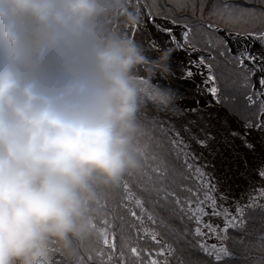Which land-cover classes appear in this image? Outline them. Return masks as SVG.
Instances as JSON below:
<instances>
[{
	"label": "clouds",
	"instance_id": "obj_1",
	"mask_svg": "<svg viewBox=\"0 0 264 264\" xmlns=\"http://www.w3.org/2000/svg\"><path fill=\"white\" fill-rule=\"evenodd\" d=\"M140 22L132 0H0V264H84L143 172L180 96Z\"/></svg>",
	"mask_w": 264,
	"mask_h": 264
},
{
	"label": "trees",
	"instance_id": "obj_2",
	"mask_svg": "<svg viewBox=\"0 0 264 264\" xmlns=\"http://www.w3.org/2000/svg\"><path fill=\"white\" fill-rule=\"evenodd\" d=\"M186 1H190L188 3L189 10L186 9ZM214 1L215 0L171 1L175 2L174 5L165 0H143L145 6L152 15L166 17L167 13H170L173 8L175 10L181 9L189 14L194 13V15L197 16L201 15V7L205 4V18L204 21H201L212 30L214 27L219 26L221 28L225 27V30L228 29L227 31L229 32L240 34L254 33L260 35L264 32V26L261 25V22H256L258 26H256V29L252 30L251 26L244 25L247 23V20L242 21L238 24L243 25V27L248 28V30L245 32H237L236 30L238 29L230 30L227 26L221 25V23H223L222 21H218L216 24L215 21H207V17L211 15V13H214L212 10ZM263 8L264 6L262 7L261 5L260 9L262 10ZM195 16L192 18L190 15H186L187 18H191V20L196 22L197 19ZM215 16L217 17L216 13ZM247 24L254 23L251 22ZM226 57L232 58V62L236 59L235 57H232V55H222L224 61L226 60ZM219 65L220 64L218 63V66ZM240 68L239 65L234 64L232 66L233 71H230L235 74L237 72L241 73V70H245L246 72L249 70ZM248 74H250V70ZM163 131L164 130L160 125L154 128L150 127L148 131L151 140H153V136H158V138L156 141V148L151 147L152 150L148 149L150 152L147 156L156 155L161 162V166L159 168L151 169L155 174L149 172V169H144L149 173L148 177L144 176V173L142 172L139 175L125 179L121 189L111 197L106 219L99 222L100 226L107 234L109 244L104 245L102 243L104 242L103 236L99 241V244L102 243L104 246L97 247V244L95 247L100 248L101 250H98L104 251L106 254L110 252L112 264H116V262L117 264H150L153 259H156L160 264L165 262L164 259H173L177 264H264L263 244L261 246L255 245V242H253L255 241V238H251L253 237L252 234L253 230H255V225L259 229L264 228V208H260L259 210H251L252 208H250L243 212L244 223L243 231H241V233H236L232 230L227 231L226 241L230 243L231 247H229V256L223 260L217 261L214 256L208 255L201 249L199 244L195 242L200 237L196 235V228L199 226L196 217L193 216V214L190 217L182 216L180 213L181 211L179 213H176L175 211V209L177 210V208L182 207V205H187L190 201L195 200V197L192 198V193L183 195L184 202L182 203V196L177 197V190H191V184L187 187L185 181L183 178L181 179L180 175L183 174L184 170H186L189 164L193 162L187 155H185V152L180 147L174 144L172 138ZM160 141L161 144H159ZM161 173L162 175L166 173L167 177H160L159 175ZM197 177L198 176L195 174L192 176L194 179ZM166 179L168 180L166 181ZM125 185H127L128 192L134 195L136 200L140 201L147 214L143 213L137 206L135 207L133 205L134 207H129V202L123 191ZM154 185L166 189L165 194L162 193V195L154 196L153 190L156 188ZM160 187L157 188L162 192ZM196 192L197 190L194 193ZM177 199L180 201L178 202ZM133 212H135L136 216H133ZM154 227L161 233H158V235L160 234L159 236L162 240H160V237L153 239V234L156 236V234L153 233ZM139 228H141L143 232L146 231L145 236H137ZM236 235H241V238L239 236L240 239L237 238L234 242L233 238H235ZM248 240L252 241L249 242ZM142 242L145 243V245L141 250L140 244ZM252 242L253 245L247 244H252ZM133 248L137 250L136 254H133ZM145 248H147V250ZM130 252L131 254L129 255ZM106 254L102 255L105 256ZM102 255L98 254L93 258V256L88 255L87 252L82 254L81 259L84 261V264H99ZM133 258H138L139 261L135 263Z\"/></svg>",
	"mask_w": 264,
	"mask_h": 264
},
{
	"label": "rangeland",
	"instance_id": "obj_3",
	"mask_svg": "<svg viewBox=\"0 0 264 264\" xmlns=\"http://www.w3.org/2000/svg\"><path fill=\"white\" fill-rule=\"evenodd\" d=\"M141 1L143 2V0ZM158 1H161V0H158ZM165 1L171 2L175 0H165ZM230 1L232 0H215L214 5L212 6V10L214 13H211V15L207 17V21H215V24L218 21H222L223 23H221V25L227 26L230 30L238 29L236 30L237 32L238 31L245 32L246 30H248V28H245L243 27V25L238 24L246 20H247L246 21L247 23H251V22L254 23V24H247V23L244 24L245 26H248V25L251 26L252 30L256 29V26H258L256 22H259V23L261 22V25L264 26L263 24L264 23V8L262 10L260 9L261 5L262 7L264 6V0H234L232 2ZM189 2L190 1H186V4H187L186 9L188 10H189L188 8ZM171 3L175 5V2H171ZM139 4L141 5L140 0H139V3H137V0H132V6L134 8H141L142 13H143V8ZM204 5L201 7V10H202L201 15H197V16H195L194 13L189 14L181 9L175 10L172 8L170 13H167L166 17L152 15L148 10L151 16L150 17L148 14V18L150 21H153L152 23L156 26H158L159 24L154 22V19L152 18V16L169 19L176 24L186 26L189 30L188 31L189 35L187 37V42H185L184 45H188L190 47H196L197 49H194V50L192 49V51L194 52L196 51V53L198 50L203 52L202 54L197 53L198 54L197 60L199 61L203 59L204 63L207 65V67L205 68L210 70L207 80L209 81L210 78L212 79L211 92L213 88L216 89V92L214 94L215 101L218 103V105H221L224 108L226 107L228 111L232 113V115H235L240 120H242L244 122L242 123L245 127H258L260 124H264V119L261 120L262 115H264V104H263L264 96L260 95L264 93V88H262L259 84V81H257V78H256L257 75L255 76L252 74L251 67L244 68V69H251L250 74H248L249 70H247L248 72H246L245 70H241V73L237 72L235 73L236 75L230 71L232 70V66L234 64L239 65V62L237 59H235V61L232 62V58H229V57H226L225 61L222 59L223 54L224 56L226 54L230 56L232 55V57H234V55L231 53L228 45L221 43V38L223 37L218 34L217 32L218 29L214 27L215 30L214 29L212 30L202 22L204 21V18H205L204 14L206 12V9H204ZM215 13L217 17L215 16ZM186 15H190L192 18L195 16L197 21L195 22L191 20V18H187ZM141 20L145 21L144 16L142 14H141ZM217 27L219 29L225 30V27L224 28H221L219 26ZM227 30L228 29H226L225 31L229 32ZM171 32L175 36L176 42H179V39L177 37L178 35L175 34L173 31ZM229 33H233V32H229ZM237 34H240V33H237ZM244 34H251V33H244ZM140 38L141 36L140 37L138 36V39ZM234 38H235L234 40L238 39L237 37H234ZM147 44H149V40H147ZM184 45L182 44L181 46L182 49ZM187 47H184V48H187ZM234 51L236 52L238 50L235 49ZM218 63L220 64L219 66H218ZM258 79L260 80L261 76H259ZM250 90H251V93H250ZM250 97L251 99H249ZM165 120H168V119H165ZM160 127L164 130L163 131L164 133L168 134L172 138L174 144L180 147L185 152V155H187L193 162V163H190L187 169L184 170L183 174L180 175L181 179L183 178V180L185 181V184L187 185V187L191 184L190 186L191 190L190 191L186 189L183 191L177 190V197L182 196V201H181L182 203L184 202L183 195H188L189 193H192L191 194L192 198L195 197V200L190 201V203H188L187 205H182V207L177 208V210L175 209L176 213H179L181 211L180 213L182 214V216L190 217L192 216L193 212H195L198 207H201L203 211L198 213V215L201 221V223L199 224V227L201 228L203 235H200L199 239H197V241L195 242L198 243L199 246L203 243H207L209 246H211L212 244H217L220 247L226 248L229 253L230 252L229 247L231 246H230V243L226 241L227 232L225 233L223 231H217L213 233L215 236L214 241H212L210 239V236L208 235L209 231L205 227L206 224H211L217 229L224 228V227L223 228L219 227L216 223L211 222V220L208 221L209 209L218 211L225 218L226 216L228 217V215H230V218L236 217L237 225L235 227L228 228V230L235 231L236 233L237 232L241 233V231H243V223H244L243 212L250 208H252L251 210H259L260 208L262 209L264 208V186L260 185V188H259L260 193H258L259 194L258 199L254 200V202L250 204H243V205L238 206V210H242V215L240 212H238V210L236 213H233L230 210L229 206H222V208H220V206L217 205L216 197L213 193V190H215L216 188L215 178L213 177V175L207 172L203 168V166L199 163V160L194 154V152L190 150L189 144L184 140V138L181 135L177 133V131L171 130L172 131L171 132L170 129L167 127V125H165L164 123L160 125ZM231 133L233 135H236L238 139L243 140L247 146H250V147L252 146V143L246 139L245 135L241 132V130H232ZM173 134L177 135L178 138H175ZM157 138L158 136H153L152 137L153 140H151L150 135L147 134V136L144 138V141L148 145V149L152 150L151 147L156 148ZM198 141L200 144H205V142L201 139H198ZM159 144H161V141L159 142ZM149 152L150 151H148V155H149ZM204 163L205 162L203 161V164ZM160 166H161V162L159 161V158L156 155L147 156L146 165L144 169H149V172L154 173L151 169L159 168ZM262 172H264V170L259 171V174L261 175ZM143 173H144L143 174L144 176L148 177L149 173H147V171L143 170ZM193 174H195L198 177L195 179L192 178ZM159 176L167 177L166 173H164L163 175L161 173ZM261 177L264 178V175H261ZM167 180L168 179H166V181ZM154 187H156L153 190L154 196L162 195V193L165 194L166 189H162L160 186H156V185H154ZM157 187L158 188L160 187L162 189V192ZM179 188H182V187H179ZM196 190L197 192L194 193ZM123 191L125 193L126 199L129 202V207L137 206L140 208V210L143 213L147 214V212L145 211L141 203L137 205L136 203L137 200L134 197V195H132L128 191L126 192L125 188ZM260 195L262 198L259 200ZM179 201L180 200H178V202ZM133 216H136L135 212H133ZM148 216L151 217L150 215ZM254 227H255V230H253V234H252L253 237L251 238H255V241H253L255 242L254 243L255 245L261 246L263 244V247H264V228L259 229L256 225ZM138 230L139 231H137V236L139 235L142 237L146 235L145 233L146 231L143 232L141 228H139ZM153 233L156 234L155 238L160 237L159 235L161 233L158 232L157 228L154 227ZM158 233L160 234L158 235ZM239 236L241 238V235H236L235 238H233L232 236V238L234 239V242L237 240V238H239ZM160 240H162L161 237H160ZM248 241L251 242L252 240H248ZM253 242L252 244L251 243H247V244L253 245ZM102 243L104 245H107L105 244V242H102ZM102 243L99 244L98 242L97 247L99 246L103 247L104 245ZM97 244H95L88 251V255L93 256V258L98 254H101V255L106 254V252L104 253V251H99L98 249L100 248L95 247ZM108 244H109V240H108ZM144 245L145 243L143 242L140 244L141 250ZM145 249L147 250V248ZM130 254L131 252L129 253V255ZM212 256L215 257V255H212ZM228 256L229 255L222 256L221 260H223L224 258ZM100 259L101 260H99V264H112L111 259H110V252L107 253L105 256L102 255ZM133 260L135 263L139 261L138 258L137 259L133 258ZM153 260H156V259H153ZM164 261L165 262L164 263L162 262L161 264H177L173 259H170V260L164 259Z\"/></svg>",
	"mask_w": 264,
	"mask_h": 264
},
{
	"label": "bare ground",
	"instance_id": "obj_4",
	"mask_svg": "<svg viewBox=\"0 0 264 264\" xmlns=\"http://www.w3.org/2000/svg\"><path fill=\"white\" fill-rule=\"evenodd\" d=\"M152 22L149 18L141 20L138 29L137 25L133 26L132 34L136 38L141 36L140 39L145 43L147 40H157L160 47L172 46L176 49L171 58L173 75L166 81L160 80V83L176 90L180 99L177 101L176 113L163 116L162 121L170 131L175 130L184 138L199 163L215 178L216 188L213 193L217 205L220 208L229 206L230 210L236 213L238 206L250 204L258 199L260 185L264 186V178L259 174V171L264 170V124L245 127L242 120L218 105L211 92L212 79L208 81L206 69L196 63V51L178 47L177 44L181 43H173L168 36L159 32L160 36L155 31L164 28L159 24L157 29ZM174 32L181 34L178 28H175ZM235 43L238 48L246 46L242 41ZM247 44L250 48L254 45L249 41ZM188 69L192 70L190 77L185 75ZM256 75L259 81L261 73L256 72ZM232 130H241L252 146H247L243 140L238 139L231 133ZM198 139L203 140L205 144H200ZM261 198L260 195L259 200ZM213 211L216 210L209 209L208 221L211 220L223 228L226 218L221 214L213 215ZM208 235L212 241L215 240L213 233L209 232Z\"/></svg>",
	"mask_w": 264,
	"mask_h": 264
},
{
	"label": "snow or ice",
	"instance_id": "obj_5",
	"mask_svg": "<svg viewBox=\"0 0 264 264\" xmlns=\"http://www.w3.org/2000/svg\"><path fill=\"white\" fill-rule=\"evenodd\" d=\"M137 3H139V0H137ZM138 11H140V9L138 8ZM137 29L140 27V25L136 26ZM160 31H163L167 34V36L169 37V39L173 42L176 43V38L173 35V33L171 32L170 29H159ZM189 33L185 32L183 34V40L185 42H187V37H188ZM258 41H260L261 43V48L264 49V33L258 35L255 37ZM221 43L226 44V40H224L223 38H221ZM149 46L152 49H158L160 48V44L158 43L157 40H149ZM178 47H181L182 45L177 44ZM234 57L238 60L239 62V66L241 68H248L251 67L252 68V74L255 75L256 72L261 73V79L259 80V84L262 88H264V51H259V52H253L249 47L247 46H243L241 47L238 51H236L234 54ZM198 65H203L204 64V60L201 59L199 61L196 62ZM185 75L187 76H191L192 75V70L188 69L185 71ZM213 94H215L216 89L213 88L212 89ZM262 96H264V93L260 94ZM251 99V97L249 98ZM261 119H264V115H262ZM261 175H264V172L261 173ZM125 191H128L127 185H125ZM137 205L140 204V201L137 200L136 201ZM201 211H203V209L201 207H198L196 209L195 212H193V216L196 217V221L197 224L199 225L201 223L200 218L198 213H200ZM238 212L241 213L242 215V210H238ZM213 215H219V212L213 211L212 213ZM237 225V218L236 217H231L228 218L226 216L225 219V224H224V228L223 229H217L216 227H214L211 224H206L205 227L208 229V231L210 233H215L217 231H223V232H227L228 228L230 227H235ZM196 235L200 236L203 235L201 228L198 226L196 228ZM153 239H155V235L153 234ZM104 242L105 244H108V237L107 234H104ZM201 249L206 252L208 255H215L217 261H220L222 256H226L229 255L228 250L226 248L220 247L217 244H212L211 246H209L207 243H203L200 245ZM133 254H136L137 250L135 248L132 249ZM163 254V253H160ZM150 264H159L158 261L156 260H152L150 262Z\"/></svg>",
	"mask_w": 264,
	"mask_h": 264
},
{
	"label": "water",
	"instance_id": "obj_6",
	"mask_svg": "<svg viewBox=\"0 0 264 264\" xmlns=\"http://www.w3.org/2000/svg\"><path fill=\"white\" fill-rule=\"evenodd\" d=\"M147 18H148V16H147ZM154 19V21H155V23H157V24H161L162 25V27L164 28V29H172L171 31H173L174 32V29L175 28H178L179 30H181V34H179L177 37H178V39H179V42L178 43H181V45L183 44L184 45V43H185V41L183 40V34L185 33V31L186 32H188V28L186 27V26H184V25H180V24H176V23H174V22H172L171 20H169V19H165V18H153ZM139 25H140V23H139ZM154 25V24H153ZM155 26V25H154ZM157 29L159 28L158 26H155ZM216 28L218 29L217 30V32H218V34L219 35H221L225 40H226V44L228 45V47H229V49H230V51H231V53L232 54H234L235 53V49L236 50H239L240 48H238V45L235 43V42H240V41H242V42H244V43H246V46L248 45L247 44V42L249 41V42H251L252 44H254L253 46H252V48H250L253 52H259V51H261L262 50V48H261V43H260V41H258L255 37L256 36H258V35H255V34H237V33H229V32H226L224 29H219L217 26H216ZM185 30V31H184ZM157 34H159V32H160V34L161 35H164V36H167V34L165 33V32H163V31H155ZM175 33V32H174ZM159 34V35H160ZM176 34V33H175ZM160 35V36H161ZM234 37H237L238 39L237 40H234L235 38ZM163 38V37H162ZM239 44V43H238ZM236 45V46H235ZM188 45H184V47H187ZM187 48H190V49H197L196 47H190V46H188ZM197 53H199V54H202L203 52L202 51H200V50H198L197 51ZM197 56H198V54H197ZM204 69H206L205 67H207V65L204 63L203 65H201ZM206 72L209 74V72H210V70L209 69H206ZM255 76H256V74H255ZM221 106V105H220ZM223 109H225L229 114H231L232 115V113H230L229 111H228V109L227 108H224L223 106H221ZM232 116H235V115H232ZM236 118H237V116H235ZM238 119V118H237ZM242 122V121H241ZM168 127V126H167Z\"/></svg>",
	"mask_w": 264,
	"mask_h": 264
},
{
	"label": "flooded vegetation",
	"instance_id": "obj_7",
	"mask_svg": "<svg viewBox=\"0 0 264 264\" xmlns=\"http://www.w3.org/2000/svg\"><path fill=\"white\" fill-rule=\"evenodd\" d=\"M140 2H141V7L143 8V13H142V9L141 8H139L140 9V11H141V14L144 16V19L145 18H147V16H148V14H149V12H148V9H147V7L145 6V4L140 0ZM145 6V7H144ZM149 16H150V14H149ZM151 17V16H150ZM152 18H159V17H153L152 16ZM189 31V30H188ZM250 71H251V69H249Z\"/></svg>",
	"mask_w": 264,
	"mask_h": 264
}]
</instances>
